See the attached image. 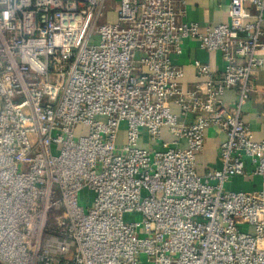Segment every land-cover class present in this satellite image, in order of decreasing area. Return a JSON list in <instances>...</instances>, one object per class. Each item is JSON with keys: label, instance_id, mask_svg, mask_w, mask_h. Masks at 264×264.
<instances>
[{"label": "built area", "instance_id": "2783aa9c", "mask_svg": "<svg viewBox=\"0 0 264 264\" xmlns=\"http://www.w3.org/2000/svg\"><path fill=\"white\" fill-rule=\"evenodd\" d=\"M105 1L0 0V264H264V140L241 118L264 0L213 27L185 0H114L99 23ZM186 39L223 62L194 60L191 90L172 61ZM210 126L225 139L200 173ZM245 176L259 186L227 188Z\"/></svg>", "mask_w": 264, "mask_h": 264}, {"label": "crops", "instance_id": "0c3cea01", "mask_svg": "<svg viewBox=\"0 0 264 264\" xmlns=\"http://www.w3.org/2000/svg\"><path fill=\"white\" fill-rule=\"evenodd\" d=\"M230 0H185V16L183 20L196 22L200 26L213 27L224 20ZM180 7V5L178 4ZM182 7V6H181ZM111 19H114L112 16ZM183 53L180 56H174L172 61L182 69L184 76L181 84L184 90H191L196 84L204 78L198 75L195 67L192 65L194 60L208 63L212 68L222 66V58L216 52H206L198 47V42L194 39H186L182 42ZM263 59V66L254 74L255 90L249 94L248 99L242 106L241 118L252 131L256 140H264V52L256 53ZM237 94L234 90L226 91L222 100L226 105L232 106L236 100ZM171 109L178 114V107L171 103ZM180 121L191 122L193 115L186 118L178 117ZM162 137L170 140V135L163 131ZM225 139V134L214 126L205 130V141L203 150L197 155V170L202 173L213 170L218 167V148ZM143 146H146L144 143ZM260 184L258 176L235 177L228 183L230 190L251 191Z\"/></svg>", "mask_w": 264, "mask_h": 264}, {"label": "rangeland", "instance_id": "374dc122", "mask_svg": "<svg viewBox=\"0 0 264 264\" xmlns=\"http://www.w3.org/2000/svg\"><path fill=\"white\" fill-rule=\"evenodd\" d=\"M116 7H117V4L116 2H114V0H106L105 6H104V17L100 18L99 23H103L106 20H110L113 16V11L116 9ZM22 168H23V165L19 167V170H22ZM85 195H86V192L84 191L82 193L83 199L80 202L86 209L89 205V201L86 200ZM138 219H139V213L137 212L125 213L123 215V221L125 223L134 222V221H137Z\"/></svg>", "mask_w": 264, "mask_h": 264}]
</instances>
